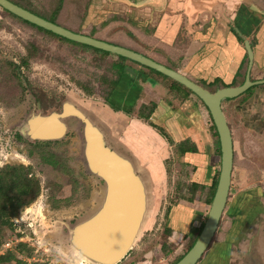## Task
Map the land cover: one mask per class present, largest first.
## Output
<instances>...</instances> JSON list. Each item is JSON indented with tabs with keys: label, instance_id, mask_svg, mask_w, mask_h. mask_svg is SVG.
I'll list each match as a JSON object with an SVG mask.
<instances>
[{
	"label": "rangeland",
	"instance_id": "1",
	"mask_svg": "<svg viewBox=\"0 0 264 264\" xmlns=\"http://www.w3.org/2000/svg\"><path fill=\"white\" fill-rule=\"evenodd\" d=\"M22 1L36 11L44 12V0ZM192 1L176 2H182L185 8ZM247 1L254 6V10L264 14V0ZM72 2L74 5L69 8L71 16L65 20V26H73L92 38L140 54L145 52L148 58L162 65L175 66V60L161 53V48L156 49L157 41L152 37L157 17L159 20L162 13L153 12L150 8L133 10L121 4H111L107 0ZM172 2L169 0L170 7ZM223 2L228 3L230 0ZM219 6L222 7L221 4ZM212 7L213 4L209 5L206 11ZM140 10H144L148 18L140 17L137 14ZM217 11L209 13L215 15ZM163 13H167V9ZM202 14L194 19L207 20L208 14ZM4 15V20L0 22V51L19 61L25 58L27 65L20 70V74L30 85L55 94L57 104L64 98H70L96 115H101L99 111H103L105 121L112 123L113 134L120 139L128 136L127 142L143 158L145 166L154 171V199L150 219L130 254L120 264L173 263L175 258L187 251V244L193 239L191 216L199 211L203 213L202 222L206 219L210 205L203 204L205 195L198 190L204 186L208 188L205 182L211 184V177H215L220 170V157L212 154L215 151V138L208 111L193 94L189 97L194 99L204 117L199 124L193 126L190 123L191 127L187 124L185 114L182 116L176 112L165 115L166 110L162 116L156 114L157 111L151 114L147 122H143L136 114L141 104H157L162 100L170 108L177 109L180 97L165 86L176 83L184 87L133 61H125L127 68L112 93L109 105L102 98V89L106 87L98 83L102 77L108 80L116 77L110 64L102 63L98 57L94 60L86 53L76 51L73 45L37 32L6 13ZM151 15L154 16L153 21H150ZM196 21L188 22L184 15L182 24L188 22L189 27L181 26L183 29L176 40L178 45L183 43L188 46L187 42L194 39L188 30H197L198 24L194 25ZM261 26L264 27V24ZM147 47L157 51L150 54ZM109 57L111 60L117 58L112 54ZM192 61L189 60L190 63ZM193 73L196 77L197 72ZM16 74L14 67H9L7 62L0 59V168L25 167L29 170V177L34 176L39 181L40 193L32 203L18 210L17 215L11 219V229L2 230L0 257L8 259L12 255L13 258L1 264H18L17 261L21 264H84L69 251L61 237V223L74 220L95 207L101 198V185L84 171L81 160L82 141L78 129H73L59 143L41 147L17 139L16 134L23 117L33 106L26 105L25 88L14 78ZM258 76L260 73L255 72L254 78ZM79 84L92 87L93 95L83 93ZM256 92L264 94L261 89ZM256 96V99L248 101L247 111H244L243 105L237 108L235 100L223 106L224 117L234 141L236 168L231 178L226 207L211 240L210 249L221 254L229 252L227 257L230 264L246 263L243 260L244 245L254 233L255 225L264 219V190L256 183L264 172V96ZM108 109L114 117L106 112ZM201 123L209 131L200 127ZM185 138L198 149L200 155L190 156V160L178 157L174 145ZM208 149L210 151H206ZM245 165L249 170L247 177L240 178L238 169ZM193 183L197 185L194 187ZM245 183L249 185L244 186ZM186 198L192 199V203L185 202ZM54 200L60 203L58 210L51 207V201ZM165 226L171 229L167 238L163 235ZM259 227L264 262V224ZM164 251H168V254H164Z\"/></svg>",
	"mask_w": 264,
	"mask_h": 264
},
{
	"label": "water",
	"instance_id": "2",
	"mask_svg": "<svg viewBox=\"0 0 264 264\" xmlns=\"http://www.w3.org/2000/svg\"><path fill=\"white\" fill-rule=\"evenodd\" d=\"M133 10L150 8L163 13L169 0H107ZM212 6V4L210 5ZM0 7L18 18L69 41L86 45L109 54L126 58L152 69L182 85L202 101L216 128L220 145V170L214 196L206 219L194 212L191 226L201 228L193 246L175 264H196L207 250L218 228L228 199L233 168V142L230 128L222 110V102L233 99L264 80L251 81L253 52L245 41L249 63L245 81L237 87H226L214 93L206 90L178 71L155 62L147 56L81 33H74L45 20L9 0H0ZM233 29L243 39L237 27ZM81 137V160L85 173L101 185V198L84 215L61 223L69 251L84 264H120L131 252L147 225L153 208L154 171L149 170L134 147L117 138L103 116L65 98L55 112H36L30 109L19 133L31 142L62 141L73 130ZM157 171L159 169L157 168ZM264 219L255 225L245 245V264H264L260 249V230Z\"/></svg>",
	"mask_w": 264,
	"mask_h": 264
},
{
	"label": "crops",
	"instance_id": "3",
	"mask_svg": "<svg viewBox=\"0 0 264 264\" xmlns=\"http://www.w3.org/2000/svg\"><path fill=\"white\" fill-rule=\"evenodd\" d=\"M176 1L177 0H173L172 2L173 4L171 7L169 4L167 8V13H162V16L159 17V20L157 17L156 24L153 27V36H152L157 41L155 45L156 49L159 50L158 48H161V50H159L161 51V53H165L168 57L175 60L174 61L175 69L173 70L178 71L181 74L186 75V76L189 75L187 77H190V75H194L193 72H197L196 73L197 75L201 71V72H204V76L209 77V80H213L219 77L225 82H230L232 80L234 70H235V59L233 56L240 58L241 53L238 50L236 41L234 40V38H231V37H227L229 38L228 44L226 45L225 52H223V54H217V55L214 54L215 46L221 45L223 42V39L226 38V36H228L227 31H228L229 24H231L232 26L238 25L241 29L248 32V34L250 33L251 35L256 31L255 29L259 28L260 29L259 36L261 38L262 37L264 38V27L261 26L262 24H264V14L262 12H258L257 10H254L255 9L254 6L249 4L247 0H239V1L230 0V2H228L229 4L223 2L224 0H193L192 3H188L187 5H185V8H183L184 4L182 2L178 3ZM211 4H213L214 7L210 8L209 11L218 9L217 14L215 15L211 12L209 13V11H206V9H208V6ZM219 4H221L222 7H220ZM181 9H182V12H181ZM145 13L146 12L144 10L143 11L140 10V12L137 14L140 17L148 18V16ZM200 14H202L203 16L208 14L206 16L207 20L200 21L198 19V21H196L194 17L195 18L197 16L199 17ZM184 15L187 16L188 22H191V20H193V21H196L194 25L198 24V26L196 27L197 29L196 31L195 29L188 30L191 36H193L194 38L192 41L187 42V44L189 43L188 46L184 45L183 43L180 46L176 43L177 35L179 33V29L181 27ZM150 17H151L150 21H153L152 19H154V16L151 15ZM188 22L185 24V26L189 27ZM261 40H264V39H261ZM146 49H148L147 52H149L150 54L157 51V50H154L153 48H148V47ZM201 49L205 50V52L203 53L205 57L203 56L202 58L200 57V55L198 57V55L196 54ZM144 53H141V54L147 56V54H144ZM206 56H210L209 59L213 63L212 64L210 63L211 66L210 65L207 67L203 66L205 70H202V67H201L202 62L205 60H209ZM216 57L218 61L216 60ZM190 59L191 61L192 60L194 61L190 63L189 62ZM257 96H261L263 98L264 94L257 95ZM251 100L252 99H250L249 101ZM143 104H146V103H143ZM194 104H195L194 99H192L191 97L190 101L184 103L183 105L185 112H190L192 108H196V106L194 107ZM247 105H248V102H246L243 105L244 111H247L246 110ZM164 110H166L165 115H169L170 113H176L172 108L169 107V105H167V103H165V101L160 100L159 102H157V107L155 111L152 113V115H154L155 112L159 111L156 114L162 116V113ZM199 115H200L199 121H202L204 119V117H202L203 113L201 112ZM185 119L188 125L191 126L190 123H192V125L194 126L190 118L189 120H187V118ZM143 124L144 123L140 122L141 126H144ZM200 127L205 128L209 131V129L205 127V125L203 126L202 123L200 124ZM206 151H210V150L208 149ZM214 153L215 151L214 152L212 151V154ZM195 155H200L198 149H197V153H194V154L187 153L184 155V157L185 159H189L190 156H195ZM191 164L194 166V168L196 167L194 163H191ZM196 169L199 170V168H196ZM261 175L262 176L259 179L257 178L256 183L260 184L262 186V189L264 190V172ZM212 178L213 176L211 177V180ZM205 183H207V185H210L209 181ZM248 185L249 183H245L244 186H248Z\"/></svg>",
	"mask_w": 264,
	"mask_h": 264
},
{
	"label": "trees",
	"instance_id": "4",
	"mask_svg": "<svg viewBox=\"0 0 264 264\" xmlns=\"http://www.w3.org/2000/svg\"><path fill=\"white\" fill-rule=\"evenodd\" d=\"M11 1L14 4L32 12L33 14L45 20H48L59 26H62L74 33H81L78 28H74L72 25H71L72 27L64 25L65 20H68L71 16V14H69L70 13L69 8L71 5H74L72 0H44L42 1V6L45 5V9H44V12H41V13L36 11L33 8H30L26 4H24L25 1L24 2L22 0H11ZM3 11L7 13L10 17L15 19L16 21L30 28L35 29L37 32H40L54 39L55 38L59 39L65 44H70L71 46L73 45L76 48V51L78 52L82 51L86 53V55H89L90 57H92L94 60L98 57L99 61L101 60L102 63L110 64V68L115 72L116 77L113 79H109V80L105 77H102L98 83L100 86L106 87L105 89H102V98L103 100L108 102V100L112 96L113 91L115 90V88L117 87L121 79V75L123 71H125L126 69V65L124 64V62L130 61V60L123 58V57H119V56H117L116 60H111L109 59L110 54L107 52L69 41L49 31H46L40 27H37L27 21H24L18 18L17 16L9 13L6 10H3ZM23 64L27 65L26 60L25 62H23ZM168 68L175 69L174 66L173 67L170 66ZM149 70H152V69H149ZM245 71H246V62L238 69V72L235 76L234 80L236 81L237 84L242 83V81L244 80ZM152 72H154L157 75H162L154 70H152ZM162 76L165 77L164 75ZM210 85L212 87H216L217 85H219V87H222V88L226 87V85L223 84L222 81L218 78L214 79V81H212ZM79 87L87 95H93L94 89L92 87L88 85H83V84H79ZM165 87L167 90L171 91L172 93H175L177 96L180 97L181 100H184V101L187 100L189 95L191 94V92L188 89L181 88L178 85H176V83L167 84V86ZM211 91L213 92L215 90L211 89ZM246 98L247 97L242 98L241 103L245 102ZM156 107H157V104L155 102H149L148 104L140 105L138 111H136L138 119H140L143 122H147L152 116L151 114L155 111ZM212 131H213V135L215 138V155L220 157L219 138H218V134H217L214 124H212ZM16 136L18 140L22 141V138L19 135V133H17ZM27 143L34 145L33 143H30V142H27ZM56 143H59V142H56ZM48 144H51V142L35 143L36 147H41V146L48 145ZM174 146L176 147L177 153L180 157H183L186 153H193V154L197 153V148L194 145L189 144L188 140L177 143ZM29 174H30L29 170L21 166H17V167L5 166L3 168H0V236L4 228H8V229L12 228L13 225H12L11 219L17 215L18 210L32 203L38 197L40 193L39 181L34 176L29 177ZM218 174L219 173H217V175L213 177L211 184L208 186V188L204 186V187H200V190H198L199 192L202 191L201 193H204L205 195L204 202H203L204 205L209 206L211 204V201L214 196L215 189H216V185H217ZM196 185H197L196 183H193L194 187ZM198 195L200 196V193ZM186 199H184L185 202H187L188 204L192 203L191 202L192 199L190 198H186ZM51 204H52L51 207L53 209L58 210L61 207L58 200L51 201ZM168 213H169V210L166 212V215H168ZM202 226H203V223H202ZM202 226L200 228L191 227L194 235H193V239H191V241H189V243L187 244L186 250H189L192 247L196 238L200 234ZM170 233H171V229L168 226H165L164 234H163L164 237L167 238ZM0 246H1V242H0ZM19 246L24 247V245H19ZM164 254H168V251L166 252L164 251ZM12 258H13L12 255L8 259L0 257V264L5 261H9ZM178 260L179 258L175 259L172 264H175ZM17 262L18 264H21L20 261H17Z\"/></svg>",
	"mask_w": 264,
	"mask_h": 264
},
{
	"label": "flooded vegetation",
	"instance_id": "5",
	"mask_svg": "<svg viewBox=\"0 0 264 264\" xmlns=\"http://www.w3.org/2000/svg\"><path fill=\"white\" fill-rule=\"evenodd\" d=\"M11 1V0H9ZM12 2V1H11ZM4 9H2L0 7V22L1 20H4V17H5V13L3 11ZM3 12V13H2ZM7 14V13H6ZM8 15V14H7ZM185 24H181V26H184ZM233 27H237L239 33L241 34V36H243V39L238 35V33L233 29ZM186 28H188L186 26ZM183 29V27H180L179 29V32H181ZM256 31L251 35L250 33L248 34V32L244 31L243 29H241L238 25H234L232 26L231 24L228 25V36H226V38L223 39V42L221 45H216L215 46V50H214V54H223V52H225V48H226V45L228 44V39L227 37H231V38H234V40L236 41V44H237V47H238V50L239 52L241 53V57L238 58L236 56H233L234 59H235V70H234V74H233V77H232V80L230 82H225L223 81L221 78L218 77V79H220L222 81L223 84L226 85V87H237V86H240L243 84V82L245 81V77H246V72H247V68H248V63H249V58H248V53H247V50H246V47H245V41H247L250 45V48L253 52V64H252V67H251V70H250V80L251 81H259V80H264V40H261V39H264L263 37L261 38L259 36V33H260V29L257 28L255 29ZM83 34V33H81ZM87 34V33H86ZM84 34V35H86ZM178 35H180L178 33ZM87 36H89L87 34ZM90 37V36H89ZM227 42V43H226ZM226 43V44H225ZM224 47V48H223ZM216 51V52H215ZM205 52L204 49H201L199 52H197L196 54L200 55V57L202 58L204 55L203 53ZM205 57V56H204ZM208 59L210 56H206ZM0 59L4 60L5 62H7V64L9 65V67H14V69L17 71V74L16 76L14 77L15 79H18L19 82L21 84H23L22 86L25 88V93H26V105L30 106L32 105L33 107L30 108V109H33L35 110L36 112H40V111H43L45 113H50L52 111H57L59 109V106H60V103H56V95L55 94H51V93H47L45 90H43L42 88H40L39 86L37 87H34L32 85H30V83L27 81L26 78H24L21 74H20V70L25 67V64H23V62H25V58L24 59H21V61L17 60L16 58L14 57H10V56H7L6 54H4L3 52L0 51ZM216 60L218 61L217 57H216ZM216 62V61H215ZM214 62V63H215ZM246 62V71H245V76H244V80L242 81V83H239L237 84L236 81L234 80L235 79V76L238 72V69ZM12 63V64H10ZM210 63L212 64L213 62L209 60H205L202 62V70H205L204 67H207L210 65ZM27 64V63H26ZM204 66V67H203ZM255 72H258L260 73V76H258L257 78H254V73ZM124 73V71H123ZM122 73V75H123ZM121 75V76H122ZM186 76V75H185ZM195 75H190V77H187L189 78L190 80H192L193 82L199 84L200 86H202L203 88H205L206 90L211 91V88L212 86L210 85V83L213 80H209V77L208 76H204V72H199V75H196V77H194ZM122 79V78H121ZM120 79V81H121ZM217 79V78H215ZM202 83H205V84H202ZM226 87H223V88H226ZM217 89H222V87H219V85L216 86ZM116 89V88H115ZM257 89H261V90H264V83L263 84H259V85H254L252 87H250L246 92H244L243 94H241L240 96L236 97V98H233V99H226L222 102V110L224 112V104L226 102H231L233 100H235L237 102V108H239L240 106L244 105L246 102H248L251 98H255V96L258 94H262L261 92H256ZM215 91H213L212 93H214ZM83 93H85L83 91ZM190 95H193L192 93ZM195 96V95H193ZM196 97V96H195ZM246 98L245 102H242L241 103V100L242 98ZM111 98V97H110ZM190 98L191 97H188L187 100H181L179 99V105L177 107V109H174L173 110L175 112H179L178 114H181L182 116L185 114V117L187 118V120H189V118L191 119V121H193V124H199V120H200V112H199V109L197 107V105L194 104V107L196 106V108H192V110L190 112H185V109H184V103L190 101ZM197 98V97H196ZM65 99V98H64ZM63 99V100H64ZM198 99V98H197ZM62 100V101H63ZM199 101L202 103V101L199 99ZM108 103L110 105V99L108 100ZM23 104V103H22ZM202 105L204 106V104L202 103ZM43 107L41 108V110H39L40 107ZM21 105L19 106V109H21ZM172 108V107H171ZM204 108L207 110V108L204 106ZM30 109H28V111L25 113V116L23 117V120H22V123L26 117V115L29 113ZM109 110L108 109L106 112L109 113ZM208 111V110H207ZM101 116H103V111H99ZM209 113V112H208ZM109 114H112V116L114 117V114L113 113H109ZM128 114V113H127ZM111 116V115H110ZM111 116V117H112ZM104 118V116H103ZM105 119V118H104ZM212 121V120H211ZM110 125L112 123H110L109 121H107ZM119 124V123H118ZM213 124V122H212ZM227 124H228V121H227ZM117 125V124H116ZM118 126V125H117ZM229 126V124H228ZM230 128V127H229ZM120 129V128H119ZM231 131V130H230ZM19 133V132H17ZM20 135V133H19ZM232 135V133H231ZM21 136V135H20ZM124 137V136H123ZM22 141H26V142H30V143H38V141L36 142H31L27 139H24L22 136ZM125 138V137H124ZM122 138V139H124ZM127 138H129L128 136H126L125 140L127 142ZM185 140H188L187 138L185 139H182L180 142L182 141H185ZM51 143H56V142H60V141H50ZM232 142H233V168H232V173H231V178H232V175H233V171H234V168H236L235 166V152H234V141H233V137H232ZM47 143V142H46ZM129 143V142H127ZM131 143H129L130 145ZM163 151V150H162ZM187 154V153H186ZM180 157V156H178ZM184 157V156H183ZM239 173H238V176H240V178H245L244 176L247 175L248 171L247 170V166L245 165V167L243 168H239L238 169ZM245 173V174H244ZM262 176V175H261ZM196 212V211H195ZM193 216L194 214L191 216V223L193 222ZM191 223H190V228L192 227L191 226ZM197 239V238H196ZM196 241V240H195ZM211 244V243H210ZM207 247V250L202 254V256L200 257V259L197 261L196 264H230L228 261V253L229 252H225L223 254L221 253H218V252H212L211 251V246ZM193 246V245H192ZM161 249H162V246H161ZM189 250L185 251V253H183L179 258V260L188 252ZM130 254V253H129ZM128 254V255H129ZM176 259V258H175ZM178 260V261H179ZM124 261V260H123ZM177 261V262H178ZM172 264V263H170Z\"/></svg>",
	"mask_w": 264,
	"mask_h": 264
},
{
	"label": "bare ground",
	"instance_id": "6",
	"mask_svg": "<svg viewBox=\"0 0 264 264\" xmlns=\"http://www.w3.org/2000/svg\"><path fill=\"white\" fill-rule=\"evenodd\" d=\"M81 261V260H80ZM82 262V261H81Z\"/></svg>",
	"mask_w": 264,
	"mask_h": 264
}]
</instances>
